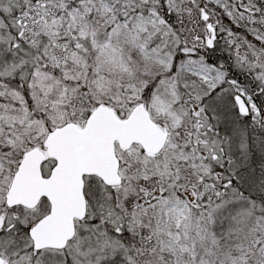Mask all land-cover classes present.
I'll return each mask as SVG.
<instances>
[{"label": "snow or ice", "instance_id": "1", "mask_svg": "<svg viewBox=\"0 0 264 264\" xmlns=\"http://www.w3.org/2000/svg\"><path fill=\"white\" fill-rule=\"evenodd\" d=\"M0 264H264V0H0Z\"/></svg>", "mask_w": 264, "mask_h": 264}]
</instances>
